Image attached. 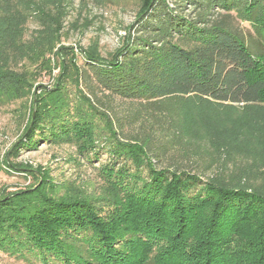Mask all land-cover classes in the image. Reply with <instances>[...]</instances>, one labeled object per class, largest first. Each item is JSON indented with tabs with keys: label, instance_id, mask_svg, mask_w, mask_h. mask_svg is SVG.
Listing matches in <instances>:
<instances>
[{
	"label": "trees",
	"instance_id": "16d2710c",
	"mask_svg": "<svg viewBox=\"0 0 264 264\" xmlns=\"http://www.w3.org/2000/svg\"><path fill=\"white\" fill-rule=\"evenodd\" d=\"M134 1L123 47L106 60L86 51L78 67L68 48L54 49L57 32L42 45L11 44L24 21L45 14L0 0V104L28 94L51 58L61 69L54 89L34 95L17 148L74 144L90 162L103 142L110 158L93 200L57 197L46 177L2 197L0 251L39 264H264V195L203 181L201 163L170 154L186 98L264 105V0ZM17 48L13 70L2 59ZM80 83L89 98L77 89L73 103ZM116 101L136 106L111 119L102 108Z\"/></svg>",
	"mask_w": 264,
	"mask_h": 264
},
{
	"label": "rangeland",
	"instance_id": "374dc122",
	"mask_svg": "<svg viewBox=\"0 0 264 264\" xmlns=\"http://www.w3.org/2000/svg\"><path fill=\"white\" fill-rule=\"evenodd\" d=\"M25 1L42 8L45 16L24 21L20 28V42L17 36H13L11 44L42 45L53 32H57L58 41L54 49L68 48L78 67L83 66L82 56L86 51L106 60L120 50L136 21L138 10L134 0ZM19 51L18 48L13 52L10 50L2 62H11V68L15 70L20 57L14 52ZM59 63L51 58V72L37 76L28 94L0 104V199L17 191L31 190L43 177L50 181L57 197L78 194L93 200L102 193L101 170L110 160L103 150L105 143H98L101 150L97 149L98 155L90 162L74 144L41 142L36 150L17 148L29 129L34 95L42 87L47 90L55 88L61 74ZM77 89L89 98L86 88L80 83L69 91L73 103L77 101ZM135 106L116 101L110 109L102 110L111 119H124ZM126 127L124 134L127 135L138 130L137 126ZM170 154L179 155L176 159L183 165L193 161L201 163L203 181L264 195V105H225L195 97L186 98L182 139L176 149L170 148ZM0 264L39 263L18 260L0 251Z\"/></svg>",
	"mask_w": 264,
	"mask_h": 264
}]
</instances>
